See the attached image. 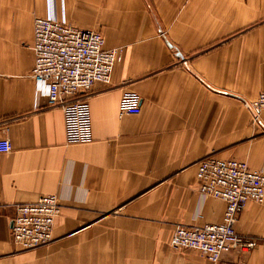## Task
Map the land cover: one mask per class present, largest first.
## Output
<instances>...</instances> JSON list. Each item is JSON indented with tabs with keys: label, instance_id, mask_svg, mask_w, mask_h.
Segmentation results:
<instances>
[{
	"label": "crops",
	"instance_id": "obj_1",
	"mask_svg": "<svg viewBox=\"0 0 264 264\" xmlns=\"http://www.w3.org/2000/svg\"><path fill=\"white\" fill-rule=\"evenodd\" d=\"M57 17L103 34L119 58L88 92L93 141L68 143L63 107L31 78L34 20ZM264 0H0V264H264V203L236 231L256 241L219 263L170 245L177 224L220 223L197 163L239 159L264 173ZM140 114H121L124 95ZM56 194L53 240L23 249L15 204Z\"/></svg>",
	"mask_w": 264,
	"mask_h": 264
},
{
	"label": "built area",
	"instance_id": "obj_2",
	"mask_svg": "<svg viewBox=\"0 0 264 264\" xmlns=\"http://www.w3.org/2000/svg\"><path fill=\"white\" fill-rule=\"evenodd\" d=\"M35 55L31 78L45 84L50 106L63 107L68 143L93 141L88 91L95 83H110L119 58L117 49L105 48L102 33L70 25L57 17L36 18L34 22ZM246 106L255 122L264 111V92ZM121 114H140L139 100L123 96ZM9 139L0 140V153H9ZM197 183L201 194L225 201L222 222L203 225L177 224L170 245L202 252L211 262L219 263L225 253L249 251L256 241L236 231L235 224L249 202L264 203V173L253 170L247 161L207 156L197 163ZM62 205L56 194L37 201L15 204L12 235L23 249L50 243Z\"/></svg>",
	"mask_w": 264,
	"mask_h": 264
},
{
	"label": "rangeland",
	"instance_id": "obj_3",
	"mask_svg": "<svg viewBox=\"0 0 264 264\" xmlns=\"http://www.w3.org/2000/svg\"><path fill=\"white\" fill-rule=\"evenodd\" d=\"M41 17H42V18H47V17H49V16H47V17L37 16V17H35V20H36V18H41ZM35 20H34V22H35ZM33 26H34V25H33ZM90 90H91V89H90ZM88 92H89V91H88ZM253 101H254V100H253ZM251 102H252V101H251ZM248 109H249V108H248ZM249 111H250V110H249ZM250 113H251V111H250ZM251 115H252V113H251ZM252 119H253V115H252ZM259 120H260V118H259ZM259 120H258V121H259ZM253 121H254V119H253ZM258 121H257V122H258ZM254 122H255V121H254ZM255 123H256V122H255ZM52 240H53V239H52ZM48 244H49V243H48ZM48 244H46V245H48ZM43 246H45V245H43Z\"/></svg>",
	"mask_w": 264,
	"mask_h": 264
}]
</instances>
